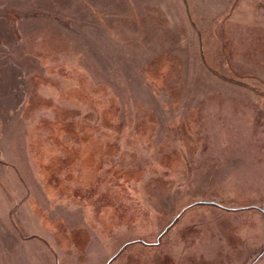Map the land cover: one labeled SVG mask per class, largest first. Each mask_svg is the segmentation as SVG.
Masks as SVG:
<instances>
[{
  "label": "rangeland",
  "instance_id": "rangeland-1",
  "mask_svg": "<svg viewBox=\"0 0 264 264\" xmlns=\"http://www.w3.org/2000/svg\"><path fill=\"white\" fill-rule=\"evenodd\" d=\"M0 264H264V0H0Z\"/></svg>",
  "mask_w": 264,
  "mask_h": 264
}]
</instances>
